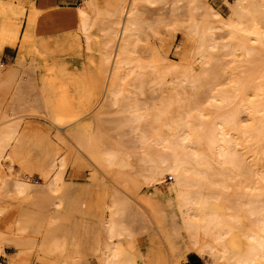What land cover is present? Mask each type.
Wrapping results in <instances>:
<instances>
[{"label":"bare ground","instance_id":"1","mask_svg":"<svg viewBox=\"0 0 264 264\" xmlns=\"http://www.w3.org/2000/svg\"><path fill=\"white\" fill-rule=\"evenodd\" d=\"M52 1L34 6L35 0H27L29 6L20 7L26 1L0 0V57L7 48L18 51L16 67L0 63V112L9 101L0 115V197L11 193L26 205L16 212L15 227L0 230V264L7 245L19 249L9 264H89L67 255L68 238L55 231L58 217L38 218L28 209L30 203L49 202L58 211L72 187L64 180L68 159L61 158L59 144L24 126V117L49 119L62 128L106 179L98 173L88 176L93 179L89 190L99 183L108 199L99 214L90 204L98 221L80 239L93 245L100 234L106 236L104 246L91 250L99 264H183L192 254L208 264H264V171L256 163L246 165L238 149L244 146L264 160V0H224L228 16L212 0H172L169 19L152 17V12L170 0H82L63 63L38 38L42 14L56 6ZM166 27L183 31L194 43L190 53L200 62L199 70L174 65L159 70L136 57L142 43ZM80 39L97 53L89 78L76 74L71 59L77 51L70 42ZM159 52L157 48L151 56L159 57ZM27 61L30 67L20 71ZM37 69L43 75L27 91ZM18 75L23 76L19 83ZM149 77L161 85L179 80L186 95L180 111L172 109L171 95L146 113L151 107L142 96ZM128 80L135 82L130 94ZM105 102L119 107L131 122L149 123L136 166L133 154L95 138L100 116L91 113ZM206 106L221 112L212 117ZM244 119L250 125L244 126ZM13 165L29 175L39 172L42 186L34 189L26 178L14 176ZM130 167L136 178L154 182L171 173L175 180L165 193L135 197L126 186L136 184V178L126 176ZM231 180L234 193L229 192ZM147 231L160 237L158 246L134 244ZM44 232L39 246L33 236ZM35 252L48 259L36 260Z\"/></svg>","mask_w":264,"mask_h":264},{"label":"rangeland","instance_id":"2","mask_svg":"<svg viewBox=\"0 0 264 264\" xmlns=\"http://www.w3.org/2000/svg\"><path fill=\"white\" fill-rule=\"evenodd\" d=\"M24 1L26 2H23L20 7L29 6L27 0ZM52 2L56 6L42 14V16L44 14H46V16L44 17V22H42L41 16V21L38 25V38L45 40L50 49L56 50L57 60L60 63H63V49L69 43L68 38L70 34L76 30V11L82 0H73L71 3H59L56 2V0H53ZM34 3V6H39L40 0H35ZM211 4L224 16H228L229 12L227 6L224 5V0H212ZM171 6L172 0L164 5L156 7V11L152 12V17L159 18L161 15L165 17V19L171 18ZM70 43L77 51L71 56L76 74L89 78L91 73L94 72L91 58H97V53L89 52L81 39L79 43L76 41H71ZM192 46H194V43H192L183 31L179 30L173 33L172 27H166L163 28L160 33H157L155 37H149L148 42L142 43L141 51H139V54H136V57L144 64L149 65V67L151 65L152 68L155 67L159 70L167 68L168 65H174L178 69L193 67L195 70H199L201 68L200 62L198 60L196 61L194 56L190 53ZM157 48L160 49V55L159 57L153 58L151 56V51H155ZM17 52V49L7 48L4 54L0 57V63H3L5 67H16L15 59ZM228 59L229 58L224 60L223 63L226 64ZM28 67H30V64L27 61L20 71L24 72ZM42 75V72L37 69L29 76L26 83L27 91L34 87L35 83H39ZM22 77V75H18V83L22 80ZM150 80L153 79L150 77L148 78L146 87L147 93L145 96H142V101H147V106L151 107L149 112L146 113H150L151 110L154 109L153 106L155 104L163 99L168 100L167 97L170 98L171 95L174 96L173 100L175 101L172 109L176 112L180 111L182 104L185 102L186 95L184 92L182 93L179 80L172 78L170 81H173L166 85L158 84L155 81L151 82ZM125 87L130 94L135 90V82L128 80V84H126ZM188 90L190 94L191 87L188 88ZM31 93L34 95L33 90ZM8 102L7 99L4 104L1 102V105L3 104L4 106V108H2L3 111L6 110ZM99 102L100 98H95L94 107H96ZM101 105L91 113V116L96 117L98 114L100 116V123L96 129L95 138L104 145L122 148L133 154L135 156L133 163L136 166V159H138L140 154L144 151V134H147L150 129L148 121L142 123L131 122L127 120L126 114L123 113L119 107L110 106L107 102L104 103L102 108ZM206 109V113L212 117L221 112L215 111V109L210 106H206ZM3 111L0 112V115ZM21 115H29V113ZM22 124L31 129L37 128L45 132L59 144V147L61 148V158L67 157L68 159V164L64 170V180L70 187H72L71 193L68 196L67 204L61 207L58 211L52 208L49 202H42L39 204H36L37 202L30 203L28 209H30L33 214H36L38 218L56 216L60 219L59 228H56L55 231L57 236L68 238L67 255L69 257L82 258L83 260H87L89 264H99L98 260L90 255L91 250L94 247L104 246L108 242L106 236L100 234L98 240L93 245L82 243L80 239L83 236V233L88 231L94 222L96 223V221H98V217L90 213V204L93 203L95 205L93 211L94 213L97 212L99 214L108 199V193L99 183L94 190H89L93 179L88 176L98 173L97 175L99 179H106H104L103 175L96 169L88 155L80 153L71 140L64 135L63 129L57 128L49 119L24 117ZM242 124L248 126L250 125V122L247 121V119H244ZM149 142L152 143L151 141ZM147 144L148 143H146V145ZM238 149L240 151L239 153L245 158L246 165L250 166L252 163H256L258 168L261 169V171H264V160L258 159L260 154L258 155V158H255V152L244 148V146H240ZM6 171L10 173L9 169ZM11 172L14 176L20 175L21 178H26L28 183L34 189H38L42 186V178L39 172L29 175L22 172L18 165H13ZM126 173L127 177H137L135 167H130ZM174 180V176L171 173H167L164 176L158 177L154 182H151L147 177H138L135 179V185L134 183L128 182L126 183V186L135 197H142L153 194L157 191L165 193L170 189ZM231 183L233 187L229 192L234 193V190H236L235 181L231 180ZM240 193L247 192L241 190ZM11 195V193L4 192L0 197V230L2 231H8L10 227H15L14 216L16 212H19L20 209L23 208V205L26 207V205L22 203V200L14 199ZM45 234L46 232L38 236H33L39 246L42 245ZM160 242V237L157 234L153 231H147L139 235L135 239L134 244L150 248L158 246ZM6 247V255L1 258L3 264H9L10 260L19 252V249L15 247V245H7ZM37 254L39 253L35 252L36 260L48 259V256L42 252L40 253V257H36ZM189 258L191 264H208L197 254H192ZM185 263H187V261L183 264ZM165 264H168V262Z\"/></svg>","mask_w":264,"mask_h":264},{"label":"crops","instance_id":"3","mask_svg":"<svg viewBox=\"0 0 264 264\" xmlns=\"http://www.w3.org/2000/svg\"><path fill=\"white\" fill-rule=\"evenodd\" d=\"M73 0H56V2H59V3H64V2H67V3H71ZM58 14V13H57ZM46 16V14H44L43 16H42V22H44L45 20H44V17ZM200 262V261H199ZM185 264H191V262H190V258H188V261H187V263H185Z\"/></svg>","mask_w":264,"mask_h":264}]
</instances>
